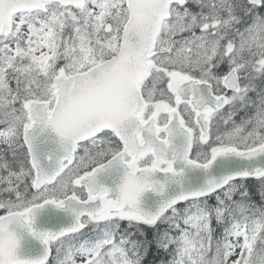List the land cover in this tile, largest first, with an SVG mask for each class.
Instances as JSON below:
<instances>
[{"label":"snow or ice","instance_id":"6c2138e0","mask_svg":"<svg viewBox=\"0 0 264 264\" xmlns=\"http://www.w3.org/2000/svg\"><path fill=\"white\" fill-rule=\"evenodd\" d=\"M0 264H264V0H0Z\"/></svg>","mask_w":264,"mask_h":264}]
</instances>
